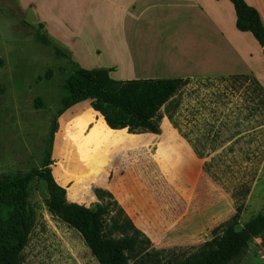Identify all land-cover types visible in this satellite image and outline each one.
I'll list each match as a JSON object with an SVG mask.
<instances>
[{
  "label": "rangeland",
  "instance_id": "374dc122",
  "mask_svg": "<svg viewBox=\"0 0 264 264\" xmlns=\"http://www.w3.org/2000/svg\"><path fill=\"white\" fill-rule=\"evenodd\" d=\"M84 1L0 0V177L50 169L68 187L70 203L89 209L110 204L106 235L118 240L132 233L119 228L124 214L118 201L114 198L120 207L97 197L95 185L106 176L102 149L154 141L156 148L146 158L155 166L158 182L165 183V196L173 200L172 216L188 225L204 223L208 231L200 243L187 247L157 249L150 240L151 245L143 244L131 255L130 264H178L197 254L240 205L237 229L263 212L264 109L249 113L244 89L232 93L230 80L209 79L190 83L164 106L158 136L112 132L93 110L87 117L80 108L64 118L60 131L61 118L75 107L62 112L66 81L78 69L105 67L96 52L117 43L84 38ZM38 32L50 39V46L36 40ZM110 75L121 78L115 70ZM190 112L200 114V128ZM89 124L94 129L86 136ZM198 135L201 148L195 142ZM29 201L33 222L19 264H99L82 235L51 214L47 185L38 177L30 184ZM231 264H264V236L253 239Z\"/></svg>",
  "mask_w": 264,
  "mask_h": 264
},
{
  "label": "crops",
  "instance_id": "0c3cea01",
  "mask_svg": "<svg viewBox=\"0 0 264 264\" xmlns=\"http://www.w3.org/2000/svg\"><path fill=\"white\" fill-rule=\"evenodd\" d=\"M92 1H84L86 18L81 33L84 38L110 39L107 45L117 39L118 44L98 49L96 54L107 62L100 69L117 71L119 81L184 79L196 86L209 79L252 76L263 86V47L251 33L238 31L229 0ZM244 1L258 11L264 26V0ZM84 103L61 118L60 131L64 118L74 115L75 109L80 108L87 117L93 112ZM94 114L100 120L102 115ZM102 120L110 131H123L110 129L103 116ZM93 129L89 124L84 134L89 136ZM153 143L104 145L106 176L95 186L114 196L155 248L196 245L208 229L204 223L188 225L172 216L173 200L165 196V183L158 182L157 170L146 158L156 148Z\"/></svg>",
  "mask_w": 264,
  "mask_h": 264
},
{
  "label": "trees",
  "instance_id": "16d2710c",
  "mask_svg": "<svg viewBox=\"0 0 264 264\" xmlns=\"http://www.w3.org/2000/svg\"><path fill=\"white\" fill-rule=\"evenodd\" d=\"M234 6L240 32L251 33L261 47H264V26L258 11L244 0H229ZM36 40L50 46V39L40 32ZM59 54V52L57 51ZM237 77V76H236ZM229 78V79H228ZM220 79V78H219ZM230 80L229 90L238 93L245 90L246 109L253 113L255 108L264 109V87L252 76L224 77ZM250 82L253 86L244 87L241 83ZM184 79H147L132 81L114 80L107 69H78L66 81V97L63 99V111L80 103L91 101L95 113H100L112 130H126L130 134L161 133V110L188 85ZM225 99L226 97H219ZM101 116V120H102ZM190 118L200 128V114L190 112ZM103 122V120H102ZM104 127L107 128L103 122ZM200 133V129H198ZM241 135V134H240ZM195 142L201 148L200 135ZM218 148H212L217 152ZM224 154L225 150L221 151ZM1 156V155H0ZM42 179L49 193V211L71 228L77 230L99 264H130L131 255L138 253L143 244L151 245L150 239L136 228L132 220L119 206L114 197L101 189L97 197L112 200L124 214L119 228L131 232L121 239L106 235V217L110 213V204L97 205L95 209L81 206L80 202L67 200L68 187L58 181L50 169L33 171L14 179L0 177V264H19L20 256L28 243L32 228L33 210L29 201V187L34 178ZM67 190V191H66ZM248 192V191H247ZM78 203V204H77ZM242 213V205L232 218L212 231V239L178 264H231L248 249L253 239L264 236L263 212L251 218L242 229H237Z\"/></svg>",
  "mask_w": 264,
  "mask_h": 264
},
{
  "label": "water",
  "instance_id": "95a60500",
  "mask_svg": "<svg viewBox=\"0 0 264 264\" xmlns=\"http://www.w3.org/2000/svg\"><path fill=\"white\" fill-rule=\"evenodd\" d=\"M263 51H264V47H263Z\"/></svg>",
  "mask_w": 264,
  "mask_h": 264
}]
</instances>
